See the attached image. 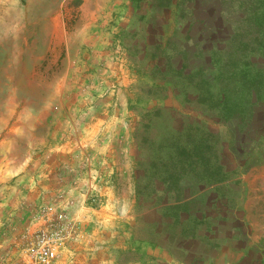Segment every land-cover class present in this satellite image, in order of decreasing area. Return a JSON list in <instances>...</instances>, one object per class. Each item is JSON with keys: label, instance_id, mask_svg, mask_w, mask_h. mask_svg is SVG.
I'll use <instances>...</instances> for the list:
<instances>
[{"label": "rangeland", "instance_id": "rangeland-1", "mask_svg": "<svg viewBox=\"0 0 264 264\" xmlns=\"http://www.w3.org/2000/svg\"><path fill=\"white\" fill-rule=\"evenodd\" d=\"M183 3L0 0V264H264V0Z\"/></svg>", "mask_w": 264, "mask_h": 264}, {"label": "trees", "instance_id": "trees-1", "mask_svg": "<svg viewBox=\"0 0 264 264\" xmlns=\"http://www.w3.org/2000/svg\"><path fill=\"white\" fill-rule=\"evenodd\" d=\"M185 1V3H183V5L185 6V7H192L193 6V1L194 0H184ZM210 150H211V148H210Z\"/></svg>", "mask_w": 264, "mask_h": 264}]
</instances>
